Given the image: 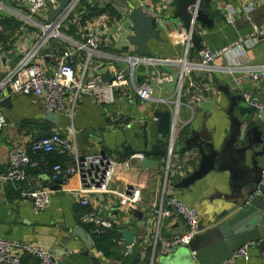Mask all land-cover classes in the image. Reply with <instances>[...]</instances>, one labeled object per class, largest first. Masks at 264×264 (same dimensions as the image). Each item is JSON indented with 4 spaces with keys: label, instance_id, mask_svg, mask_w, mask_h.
<instances>
[{
    "label": "crops",
    "instance_id": "1",
    "mask_svg": "<svg viewBox=\"0 0 264 264\" xmlns=\"http://www.w3.org/2000/svg\"><path fill=\"white\" fill-rule=\"evenodd\" d=\"M98 5L109 4L117 12L118 17L107 18V25L101 34V41L97 48L89 49L77 48L79 42L83 40L80 25L74 21L75 14L68 23L61 28L62 37L53 38L48 42V54H56L61 49L70 50V64L79 74L81 67L85 63V75L88 77L99 75L108 71L113 73L116 69L127 72L129 64L126 61L127 55L132 45L127 40L132 32L133 22L128 16V9L118 6L112 0H89ZM137 3V0H133ZM146 5L159 10L158 17L154 20L158 35L161 41L148 40L146 43L154 53L153 60L137 62L133 68V84L123 85L113 89L114 100L110 103H99L91 95H80L74 102L70 93L64 92L63 110L57 112V124L53 125L42 118L45 112L39 102L30 95L22 93H12L8 85L0 87V98L8 94L10 102L3 105L1 111L5 122L0 128V172L3 171L8 162V154L11 148H18L28 151L29 143L34 139L38 131H54L56 128L63 131V135L75 144L79 155L88 153H105L111 158L120 159L128 155L120 153L121 144H129L133 148L141 147L142 143V123L146 120L144 133L147 145L153 142L152 136L155 134L154 116L151 111L154 108L172 109L177 103V122L180 123L178 135L188 132V127L199 129L203 127L209 133L214 148H220L224 137L229 130V118L226 109L229 105V98L223 89H227L239 98H234L232 113L234 115L247 114V118L240 126L241 135L244 130L253 124L257 125L254 132L258 140L264 139V124L258 119L254 108L238 105L239 101H245L240 91H246L250 97L258 101H264V77H260L252 82L248 78L236 85L234 72L215 69L214 71L191 69L183 77L182 91L177 94L175 82L155 83L151 78V71L157 68L162 72L174 73L176 65L172 61H163L178 57L181 52L180 39L183 35V26L178 17L172 16L174 10V0H143ZM53 5L57 4L53 0ZM211 6H218L221 13H209L201 16L202 21L196 20L193 27L200 35V45L206 44L210 48H217L222 45L232 44L240 41L243 48L242 53L227 54L216 59V63H222L226 59L238 60L246 66H255L264 63V36L256 40L247 37L251 24H261L264 20V0H211ZM22 0H0V18L14 17L18 25L22 24V29L16 28L9 33L2 30L4 27L0 23V30L8 34L3 42H0V78L2 77L8 61L14 53L17 56L33 40L38 32L37 22L41 20L38 14H29L23 5ZM243 6V8H241ZM144 9V8H143ZM145 10V9H144ZM146 11L148 9L146 8ZM229 11L231 21L227 22L223 12ZM148 13V12H147ZM149 14V13H148ZM108 15V14H107ZM249 15L250 20L246 19ZM75 22L68 28V25ZM197 48L189 47L187 59L195 61L197 59ZM87 54L88 57H87ZM43 66L50 69L51 59L41 55ZM161 60V61H159ZM128 77V76H127ZM192 79L202 86V97L199 100H191L186 96V81ZM142 81H146L151 87V95L148 100L140 99L134 87ZM134 86V87H133ZM158 97H165L166 102L161 103L156 100ZM251 137H253L251 135ZM164 145V141H163ZM162 145V147H163ZM229 157L222 166L207 171L202 177L180 189L173 188L169 183L176 181L196 166L197 155L191 154L179 157L173 151L170 158L172 166L179 165V168L172 167L169 175L167 189L175 196L192 206L198 213L199 219L204 227H209L223 217H217L219 213L228 207L230 202L223 200L216 193L230 194L229 181L232 189L241 185L243 178L237 172L242 161L234 153V147L228 149ZM63 154L66 157L65 153ZM30 157L37 159L38 164L28 167L31 181L35 185L47 187L45 184L49 179V167L51 160L46 157L45 151L36 150L29 152ZM162 156V155H161ZM161 156L153 155L156 158ZM66 159V158H65ZM64 161V160H63ZM159 162L156 168L141 167L135 161L134 167L130 169H116L110 180L111 186L119 189L130 186H138L140 198L136 203L130 205L124 211L117 199L105 193L91 196V203L97 208L102 216L110 218L113 227L120 229L124 226L132 229L133 249L128 255H122L124 240L117 239L113 246H109L106 251L93 246L92 234L89 233L85 223L79 220L78 214L81 206L75 201L68 188L77 185V178L72 176L60 182L57 189H51L47 204L41 209L32 208L30 202L18 197L17 190L11 185L0 181V237L8 240L32 241L48 248L57 264H91V255H97L100 261L126 262L131 259L135 251H140L138 264H148L147 254L149 247L144 242L143 230L145 221V210L157 195V180ZM153 166V164H152ZM264 166V165H263ZM234 170L236 171L234 173ZM24 185V184H23ZM48 188V187H47ZM139 211L141 213H139ZM135 216L133 223H128V219ZM111 221V222H112ZM79 224L90 235L91 246L86 244L76 235L71 233V229ZM183 229L182 219L172 214L161 219L159 231L163 235L179 232ZM122 237V236H121ZM145 244H144V243ZM251 243L247 250V257H237L234 264H264V250L259 251ZM186 247L187 245H180ZM100 251V252H99ZM11 252L19 254L24 260L33 259L23 253L19 248H12ZM190 252V250H189ZM168 252L159 253L158 249L151 264H159V256ZM172 254L163 264H186L181 256ZM200 264V262H197Z\"/></svg>",
    "mask_w": 264,
    "mask_h": 264
},
{
    "label": "built area",
    "instance_id": "2",
    "mask_svg": "<svg viewBox=\"0 0 264 264\" xmlns=\"http://www.w3.org/2000/svg\"><path fill=\"white\" fill-rule=\"evenodd\" d=\"M53 0H22L28 14H38L41 20L35 22L38 32L29 45L22 50L16 61L11 66H7L2 77L0 78V87L8 85L12 93H22L32 96L42 106L44 111H62L64 106V92L70 93L71 100L74 102L80 95L89 94L99 103H110L114 100L113 89L123 85L133 84V68L137 62H146L151 57L143 55H134L131 59L127 55L126 61L129 64L128 74L122 69H116L109 80L98 79L99 75L88 77L85 75V63L81 67L79 74H76L73 66L68 62L71 52L68 49H61L58 53L49 55L41 52L44 44L53 38L62 37L61 28L66 25L72 15H76L77 5L81 0H67L62 9L52 18L48 19L46 11L47 2ZM137 4L148 9L149 15L155 20L159 15V10L146 5L143 0H137ZM196 4V2H195ZM187 7L190 13V23L193 27L196 19V5ZM243 8V6L241 7ZM143 9V10H144ZM222 11V9H220ZM227 22L231 21L229 11L223 12ZM107 12L101 10L90 17L86 18L80 25L83 40L78 43L77 48L95 49L101 41V34L107 25ZM246 19L250 20L249 15ZM16 31L22 29V24L16 26ZM264 36V20L261 24H251V29L247 33L250 40H256ZM181 52L178 57L165 59L163 61H172L176 65L174 73L162 72L157 68L151 71V78L155 83L175 82L177 94L184 88L183 77L191 69L214 71L215 69L234 72L236 85L248 78L254 82L260 77H264V63L255 66H246L238 60L226 59L222 63H216V59L227 54L242 53L243 48L240 41L232 44L222 45L217 48H210L206 44L200 45L197 49V59L190 61L187 59L188 49L190 47V30L183 29V35L180 39ZM2 53L0 51V57ZM41 55L48 56L51 59L50 69L43 66ZM89 54H87L88 57ZM161 61V60H159ZM150 63V62H149ZM128 76V77H127ZM186 96L191 100H199L202 97V86L192 79L186 81ZM134 87V86H133ZM136 95L140 99L148 100L151 95V87L146 81H142L134 87ZM240 94L245 97L246 102L251 104L257 113L258 119L264 124V101H258L250 97L246 91L241 90ZM156 100L161 103L166 102L165 97H158ZM177 103L172 109V120L169 125L168 133L164 138L163 154L161 156V166L159 168L157 180V195L151 206L145 210L146 218L144 230L142 232L144 242L149 247L147 254L148 263L151 264L155 253L167 252L169 249L178 245H187L188 241L197 232V223L199 220L196 210L186 204L183 200L175 196L167 189L169 175L172 167L179 168V165L172 166L170 163L171 154L173 153V141L180 128L177 122ZM156 120L155 117H153ZM5 122L0 107V128ZM36 150L55 151L65 153L66 159L62 162H54L49 167V179L59 178L60 182L67 180L69 177L77 178V185L70 190L75 201L80 205L81 211L78 214L80 221L85 223L90 234H107L113 227L110 218L102 216L97 208L91 203V196L107 194L117 199V203L123 207L124 211L136 203L140 198V189L138 186L119 189L111 186L109 180L116 169H130L134 167L135 159H141V153H131L125 158L114 159L105 153H88L79 155L75 144L67 137L58 132L50 131L29 143L28 151L18 148H11L8 154V162L3 171L0 172V181L11 185L17 190L19 198L26 199L30 202L32 208H43L52 191L50 188L35 185L27 168L38 164V160L30 157ZM24 184V185H23ZM259 184L264 186V166L260 172ZM255 192H259L256 189ZM251 194L248 195V198ZM175 214L183 221V229L176 233L163 235L159 231L161 219L165 216ZM112 221V222H111ZM143 222V223H144ZM121 234L117 239H121ZM116 239V240H117ZM143 242V243H144ZM144 243V244H145ZM251 242L243 243L234 248L231 256L222 261L220 264H234L237 257H247V250ZM12 248H19L29 255L32 260H24L19 254L11 252ZM132 243H123L121 249L122 255H128L132 252ZM100 252V251H99ZM0 264H57L52 252L32 241L8 240L0 237ZM201 264V263H200Z\"/></svg>",
    "mask_w": 264,
    "mask_h": 264
},
{
    "label": "water",
    "instance_id": "3",
    "mask_svg": "<svg viewBox=\"0 0 264 264\" xmlns=\"http://www.w3.org/2000/svg\"><path fill=\"white\" fill-rule=\"evenodd\" d=\"M57 4L53 5L52 1L47 2V18L52 19L64 6L67 0H56ZM118 6L128 9V16L133 22L132 32L128 35L127 40L132 45L129 50L131 52L130 58L134 55H143L154 58V53L147 45L148 40L161 41L158 35V29L154 23V19L145 10L142 9L133 0H112ZM211 0H174V10L172 16L178 17L182 23L185 31L190 30V47L198 48L200 46V35L196 33L194 27L190 23V13L187 9L189 5H194L196 2V20L202 21L201 16L209 13H221L220 7L211 6ZM48 51V44H44L41 52L46 54ZM16 53L11 55L8 64L11 66L14 62ZM70 63L71 60L68 59ZM112 77L111 73L104 71L100 73V78L109 80ZM224 93L229 98V105L226 113L229 118V130L224 137L220 148L212 146L211 137L208 132L201 126L199 129L188 127V132L178 135L176 134L173 141V151L179 157L197 155L196 166L188 171L185 175L179 177L178 180L170 182L173 188L187 187L195 180L202 177L207 171L222 166L229 157L228 149L234 147V153L242 161V165L238 169V174L242 176L243 181L236 189H232L231 180L229 181L230 194L216 193L223 200L230 202L231 207L223 209L217 217H223L219 221L209 227H204L202 221L199 219L197 223V232L188 241L187 246L190 250L183 246H175L169 249V253L165 256H159V264H163L172 254H179L186 264H220L222 261L228 259L234 248L246 242L255 243V247L262 251L264 250V186L259 184L260 172L264 165V139L258 140L260 130L257 136L251 134L257 128L256 124L248 126L241 135L240 126L247 118V114L234 115L232 113V106L234 98H239L227 89H223ZM10 96L6 94L0 98V105H8ZM238 105L243 107L254 108L251 104L239 101ZM255 109V108H254ZM256 111V109H255ZM151 114L156 118L155 134L152 136L153 142L147 145L146 135L144 133L146 120L142 123V143L141 147L133 148L129 144H121L120 153L128 155L131 153H141V159H135L136 163L141 167L156 168L161 162L159 157H152L153 155L161 156L163 154V141L168 133L169 125L172 120L171 111L168 108H154ZM57 112L45 111L42 113V118L46 119L53 125L57 124ZM257 130V129H256ZM56 132L63 135L61 129L56 128ZM44 135L43 131H38L34 139H38ZM251 135L253 137H251ZM153 164V166H152ZM236 171L234 170V173ZM45 184L50 189H57L60 186V179L54 178L46 181ZM259 189V192H255ZM251 197L248 198V195ZM139 213H141L139 211ZM128 223L135 221V216L130 217ZM143 224V220L140 221ZM114 223V222H113ZM71 233L78 236L87 247L91 246L90 235L85 229L76 224ZM120 234L125 243L133 242V232L127 226L120 229ZM167 251V252H168ZM140 251H135L134 255L129 261H100L97 255H91V264H138V257ZM147 258V257H146ZM148 263V258H147ZM149 264V263H148Z\"/></svg>",
    "mask_w": 264,
    "mask_h": 264
},
{
    "label": "trees",
    "instance_id": "4",
    "mask_svg": "<svg viewBox=\"0 0 264 264\" xmlns=\"http://www.w3.org/2000/svg\"><path fill=\"white\" fill-rule=\"evenodd\" d=\"M92 2L93 1H89V0H81L77 5L74 21H76V23H78L79 25H81L86 18L90 17L91 15L101 10H105L109 18L118 17V12L109 4L103 3L102 5H98L97 3H92ZM18 22L19 21L17 19L11 16L7 17L6 19H3L2 17L0 18V23H2L4 27L2 30L6 31L7 29L9 33H11L14 30V28H16ZM74 24L75 22H72L71 24L68 25V28H70L71 25ZM8 34L3 33L0 30V42H3L6 36H8ZM49 132L50 130L47 129L45 134ZM45 155L47 158L51 160L52 163L62 162L66 158L63 154L57 153L55 151H45ZM118 230H119L118 227H112L107 234H96V235L92 234L93 246L96 249L99 248L103 251H106L109 248V246H113L115 244L114 242L116 241L117 236L119 235Z\"/></svg>",
    "mask_w": 264,
    "mask_h": 264
}]
</instances>
